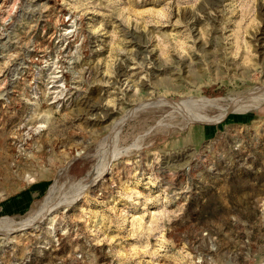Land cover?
I'll return each instance as SVG.
<instances>
[{"label": "rangeland", "instance_id": "rangeland-1", "mask_svg": "<svg viewBox=\"0 0 264 264\" xmlns=\"http://www.w3.org/2000/svg\"><path fill=\"white\" fill-rule=\"evenodd\" d=\"M0 264H264V0H0Z\"/></svg>", "mask_w": 264, "mask_h": 264}, {"label": "bare ground", "instance_id": "bare-ground-1", "mask_svg": "<svg viewBox=\"0 0 264 264\" xmlns=\"http://www.w3.org/2000/svg\"><path fill=\"white\" fill-rule=\"evenodd\" d=\"M201 99H202V98H201ZM201 99H200V100H201ZM200 100H199V101H200ZM202 101H203V100H202ZM204 101H205V102H210L208 99H204ZM200 102H201V101H200ZM203 105H204V104H203ZM173 106L180 107V104H179V103H176V104L173 105ZM203 107H204V106H203ZM179 109H180V108H179ZM179 109H178V110H179ZM181 111L183 112V110H181ZM184 112H185V111H184ZM221 112H223V110H222ZM226 113H227V112H226ZM226 113H225V114H226ZM183 116H184V115H183ZM190 117H191V116H190ZM191 118H192V117H191ZM188 120H189V119H188ZM200 120H202V119H200ZM191 121H192V120H191ZM207 121H208V120H207ZM209 123H211V122H209ZM184 160H185V159H184ZM68 203H69V202H68ZM68 203H67V205H68ZM64 206H65V205H64ZM46 211H47V210H46ZM48 211H49V210H48ZM48 211H47V212H48ZM44 212H45V211H44ZM47 212H46V213H47ZM42 213H43V212H42ZM44 215H45V214H43V216H44ZM40 216H41V215H40ZM37 217H38V216H37ZM43 218H44V217H43ZM39 219H40V218H39ZM39 219H38V220H39ZM29 220H30V219H29ZM32 220H33V219H32ZM34 220H35V218H34ZM36 220H37V219H36ZM32 222H33V221H32ZM32 222H29L28 224H31ZM25 223H26V222H25ZM28 224H27V225H28ZM23 225H24V224H22V226H23ZM20 226H21V225H20ZM25 227L27 228L28 226L24 225V228H25ZM19 228H21V227H19ZM19 228H17V229H19ZM13 230H14V229H13ZM6 233H7V232H6ZM8 242H9V241H8Z\"/></svg>", "mask_w": 264, "mask_h": 264}]
</instances>
